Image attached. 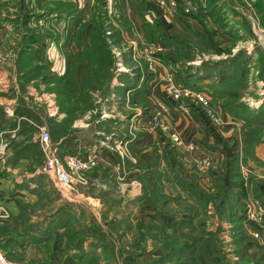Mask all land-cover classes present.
<instances>
[{"label":"rangeland","instance_id":"374dc122","mask_svg":"<svg viewBox=\"0 0 264 264\" xmlns=\"http://www.w3.org/2000/svg\"><path fill=\"white\" fill-rule=\"evenodd\" d=\"M98 1L0 0V72H6L5 79L7 84L5 87L6 90L0 92V108L8 121H11V118L16 119L11 109H13L17 102L16 98L18 94L23 97L22 99H24L28 105L31 104L30 102L39 103L38 101H40V106L43 109H45V105L42 103L43 93L52 94L55 102L56 92L53 84V86H50L51 88L47 90L46 86L43 84L34 85L30 83L36 77L35 72H29L27 75L24 74L22 78L20 77V79L17 80V71L21 70L25 65L27 66L29 62L27 57H23V59H20L18 62L15 60L17 59L19 46L24 41V32H28L29 28H31L37 35L44 37L42 40H38L33 44L29 54L31 59L30 62L32 64H47L51 72L58 75L62 74L66 68L67 58L73 61L71 53L75 51L73 37L76 35V31L79 29L80 24L74 23L73 18L75 19L78 16L82 18L83 16L82 21L85 22V20L89 18H84V14H87V12L88 14L89 12L90 14L95 12L98 7ZM186 1V4L193 9L190 14L187 15H194L198 11L204 13V11L212 5H217V12L213 17L206 15L208 12L204 13V15L207 16V19H204L205 24L211 28L212 40L206 42L203 35L196 36L195 33L200 32L201 26L197 21H193V19L192 21L186 20L188 21L189 27L183 24L176 25L175 20L174 22L168 21L164 29V34L158 36L159 40H149L145 42L162 46V50L159 52L158 57L159 64L179 78L183 73L186 72L187 74L188 72V75L192 76L190 84H198L201 88L199 91L203 92L215 109L218 110L217 108H219L220 112H229L225 107L221 106L223 99L222 101L221 99H213L206 90L211 91L212 87H214V85L216 86L221 79H224L225 86L230 88L234 77H238L240 74L238 71L234 70L235 66L232 61L236 60L240 65L239 67L243 70V76L241 75L243 79H241L242 81L236 87V89H238L237 96L235 98H230V101L240 102L249 110L257 111L256 114H254L258 117L257 122L252 125L253 129L256 130L253 131V135L259 140L255 144H251V148L262 149L264 152V110H261L264 109L262 108L264 107V102H262L264 99L262 98V91L264 90V36L259 32L260 30H264V26L260 24L257 12L253 7V3H255L256 0ZM260 1L264 3V0ZM103 2H105V0H103ZM67 3L72 4V9H74L73 15H71L70 18H63V16L59 17L57 13L56 16V10ZM111 4L113 9H117V7L115 8V0H112ZM178 7L182 8L181 5ZM220 8L222 9L221 12L218 11ZM173 14L174 13H171L172 16ZM106 16L107 25L115 23L118 31L124 29L123 27L125 25L120 18L121 14L112 13ZM117 17L120 19H117ZM66 19L69 20L68 23ZM23 20L25 21L23 22ZM213 20L215 21L213 22ZM223 22H225V24H223ZM222 24L223 26H230L231 30L239 26V29L236 28L238 31L236 33L237 37L231 40L226 33H222L221 27L225 30ZM65 37H71L70 43H66ZM106 40L107 43H111L109 48L113 57V66L116 62V58L113 55V50L115 48L116 51L121 53V55H119L121 64L128 69V73L120 72L115 74L112 68L113 75L109 84L112 90L109 95L100 96L98 92L94 93V102L97 99L102 109L97 108L99 110H104L102 112L110 114V117L97 120L93 117V114H95V112H92L93 108L69 124V133H71L72 130L75 132L76 129L78 130L80 128L82 129L80 134L72 131L74 134L70 136L67 135L66 138L61 141H59V139H52L50 136L49 122L45 118L41 119V123L36 122V131L32 132L29 129L24 130L27 132H24L25 134H23V137H26L25 139L27 140H24L22 136L19 137L23 146L22 149L20 147L21 153L18 157H27V160H24L25 164L19 174L25 172L26 174L34 173L40 176L36 180L34 179L35 175L28 178L25 177L22 180L23 183L33 181L39 184H35L34 187L31 188L34 189L38 187L36 194L37 201L26 205L25 209L28 214L34 215L35 218L30 219V215L22 214V217H25L24 220L22 219L21 221L22 224L18 218L14 219L12 224L9 225L10 227L13 226L14 228L21 229V225L23 227L29 223L28 225L30 227V223H32V225L36 223L37 226L40 225V227H44V222H46L45 220L48 217L53 218L56 213L58 214V212L63 213L66 211L67 217L71 218V225L73 227L77 225L79 230H81L80 223L84 225L83 228L85 233L82 232L81 236L78 235V237L82 238L81 243L83 244V248L80 247L82 249L81 262L78 260L77 250L65 245L67 240L66 237L61 246L60 243L57 244L56 242L61 235H55L53 233L52 236L49 234V239L46 242L37 241L34 243L33 240L35 241V239L30 240V242H32L31 244L35 246L34 249H32L34 256L30 255L25 264H41V261L45 262V264H50L51 256H53L52 259H54L52 261L54 262L53 264H62L63 261L70 259L74 261L76 259V264H197L195 255L197 252H200L198 249L200 248V244L202 245L204 242H206L208 246H211L209 252L218 258V264H264V229L261 230L259 238L254 239L248 234L247 226L250 224L245 221L243 216L238 220H229L227 219L226 212L223 210H221V212L214 210L211 202L208 204L206 203L205 207H199L197 211L194 210V213H189L187 209H189L192 202L190 200H184V195H181L180 192L179 197L176 199L177 201L172 202L174 194L177 191L167 188L168 182L165 178L161 177L158 182L155 179V187L153 177L161 171L158 166L159 163L162 162V160L160 161L158 150L163 148L168 149V143L173 146L176 145L170 142L165 134L160 133L157 129L160 140L157 134L147 139L144 135L145 130L149 128V118L152 111L149 114L147 122L143 116L148 110H153L154 105L149 104L150 106H147L145 99L139 98V96L136 95L134 96V100L133 98L131 99L130 93H134V91L128 90L127 93L121 95L120 91L116 89L117 86H121L122 83H124V80L122 81L119 79L121 74H126L129 77L131 76L132 66H130V62H135L132 60L133 53L131 49V43L134 40L131 42L125 40L115 41L109 38H106ZM53 46H55V51L58 56H60L58 60L62 57L63 61L60 65H57V62H55L56 59H50L46 55L47 49ZM128 49H130L129 57H127ZM253 52L256 53L254 55L256 56L255 58L252 57L254 54ZM141 59L142 58H138L137 61ZM228 59L233 60L229 62L227 61ZM21 61L24 64H22ZM30 62L29 64H31ZM166 62L168 64H165ZM20 65L21 68L17 70L16 68ZM150 76L153 80V76ZM126 81H128V79H126ZM29 88L34 89L33 94H29ZM10 97H13L12 101ZM112 99L114 100L111 104L110 102ZM145 107L146 110L143 112L142 110H144ZM147 107H149V109ZM219 111L217 112L219 113ZM219 114L222 115V113ZM58 117L57 120L61 119L59 121L61 122L64 118V114L58 112ZM219 119L222 122V118L220 117ZM121 121L123 127L120 126ZM88 126L90 127L89 131L81 135L86 129L84 127ZM218 126H222V124L219 123ZM38 127H44L47 130L49 144L56 148L55 150H57L60 156L64 154L62 153L64 149L60 144L62 141H64V143L73 141V146L76 149L78 147L77 143L86 142L87 144L83 145L89 147L93 144L94 139L105 140L111 143L113 140L119 143L120 141L125 142L126 140V143H124L125 153L120 156L117 150L110 151L113 153L111 161L114 162V165L112 167L106 164L108 159L105 156L103 157V154L101 156L102 161L100 160V150L93 152L97 157L96 164L82 173L72 175L71 187L76 193L73 195H75L76 198L79 194L78 197L83 199L84 203L76 204L75 202L69 201L74 205L72 208L71 205L67 207L61 195L66 194L69 198L73 195H69L65 190L59 191L54 186V182L52 181L53 178L41 171L44 157L38 141L35 139ZM249 128L252 127L245 125L244 122L241 123L240 134L242 130L243 132L248 131ZM109 131L114 132L115 135L110 136L108 134ZM7 132H9L10 137H12L15 133V129L8 130ZM96 132L101 133V135L97 136ZM121 132L126 134L128 138L123 139L119 137L118 135L121 134ZM134 139L136 142L132 143ZM29 141L30 143L34 142V144L37 143V146L36 144H27ZM7 142L8 139L0 135V143L4 144L3 152L6 150ZM247 146L245 149H249ZM77 151H79V149L71 152L75 154ZM88 152H90V150H87L85 156L88 155ZM80 153L78 152V154ZM9 154L10 151L7 150L5 157L7 158ZM19 160H17L16 163L19 162ZM247 160L249 159H246V161ZM258 160L259 165L253 161H251V163L255 164L256 169L259 168V174H256L255 171L252 173V171L247 168L246 162L245 164L239 162V173L245 186L247 196L241 198L238 203L232 202V204L229 205L233 209L232 211L235 212V215H239V217H241V207L244 206L245 210L248 198L254 200L259 199L264 202V159L259 158ZM120 165L124 168L120 167ZM227 166L218 165L211 168L210 164L208 168L201 171H204V174L207 173L208 175L213 172L214 175ZM188 170L190 173L182 168L179 172L186 180L190 181L192 184L195 183L199 189L205 191H210V188L212 189L213 177H211L212 183L210 187L207 186V180H202V176H194L192 171L190 169ZM224 171L226 172L225 169ZM243 171L246 173L245 179L242 175ZM200 173L203 174V172ZM145 174H148L150 179L149 185L152 186L153 189H143L144 178L146 177ZM250 177L252 178L249 180ZM132 179L136 180V186L131 183L128 185V182ZM156 188L166 192L171 201H168L166 205H161L156 197ZM254 188L257 189V197H254L251 192ZM128 189H131V191H128ZM150 192H153L156 196L152 195ZM51 196L52 198L50 201L46 200L47 197ZM38 197L40 199H38ZM76 205L78 206L76 207ZM80 205L83 206V209L81 208V218H76L74 215L70 214L69 211L71 209H73L72 211H76V208L79 209ZM45 213H48V215L44 216ZM190 216V224L182 223L185 217L187 220H190ZM172 220L176 221L174 230L172 229ZM140 225H146L148 227L144 226L142 230H139L137 227ZM94 229L96 232H94ZM173 232H175L176 237L172 235ZM203 232H206V234L202 242L199 237L202 236ZM208 232L211 234H208ZM66 233L67 230L64 229L62 235L64 236ZM185 234H188V237H185ZM167 242L172 243L170 248L174 250L168 251L166 254V250L168 249L166 246ZM59 245L61 247H58ZM19 262L22 263L21 261Z\"/></svg>","mask_w":264,"mask_h":264},{"label":"trees","instance_id":"16d2710c","mask_svg":"<svg viewBox=\"0 0 264 264\" xmlns=\"http://www.w3.org/2000/svg\"><path fill=\"white\" fill-rule=\"evenodd\" d=\"M71 5L72 4L67 3V4H63L60 7V9H57V10L55 9L57 11L55 12L56 16L58 13L59 17L63 16V18H70L71 15H73L74 13L73 12L74 9H72L73 7ZM97 6L98 7L96 8L95 12H92L91 14L90 12L89 14L88 12L87 14L85 13L87 15V18H89L85 20V22L82 21L83 16L82 18L79 16L75 19L73 18L74 23L80 24L79 29H77L76 31V35L73 37L75 51H72L71 53L73 61L67 58L66 68L62 74L58 75L56 73L51 72L47 64H43V63L32 64L30 62L31 59H30L29 54L31 52L33 44L37 42L38 40H42L44 37L37 35L35 31H33L31 28H29L28 32L26 31L24 32V35H25L24 41L19 46V49L17 52V59L15 60H17L18 62L20 59L22 60L23 57L25 58L27 57L28 61L32 65L29 64L28 62L27 66L25 65L24 67L21 68V65H20L18 68H16L17 70L21 68V70L17 71V74H16L17 80L20 79V77L22 78L24 74L27 75L29 72H32V73L35 72L36 77L34 80L32 79L33 81H31L30 83H33L34 85L43 84L46 86L47 90H49L54 85L55 92H56L55 104L57 106L58 112L60 113L62 112L64 114V118L61 122H59L61 119L57 120L56 117L46 115L44 109L40 106V104L30 102L31 104L28 105V103L25 102L24 99H22L23 97L19 94L17 95V98H16L17 102L15 103L12 109L13 114L16 116V119L14 121H8L6 117L3 115L1 108H0V135L8 139V142L6 144L5 153L7 152V150L10 151V154L5 159L6 165H14L17 160L23 159V158L27 160V157H18V155H20L21 153L20 147L22 149V146H23V144L19 140V137L20 136L23 137V134H25L24 132H27L24 130L29 129L32 132L36 131V122L41 123V119L45 118L49 122L50 136L52 137V139L54 140L59 139V141H61L62 139L66 138L67 135L70 136L77 132V129L75 132L72 130L74 133L72 131L71 133L68 132V130L70 131L69 124L73 120L81 117L82 115L85 114V112L90 111L93 108L94 109L96 108L97 105L94 102L95 92H98L100 96H107L111 93L110 91L112 90V88L110 87L109 84L111 81V77L113 75L112 68H114V66H113V57H112V54L109 48V45L111 43H107L106 38L117 41L116 39H118L120 35V31H118V29H116L114 26L110 24L108 25L106 24L107 17L105 14L103 0H99ZM216 6L217 5H212L210 8L206 9L204 13L208 12L206 15H208L209 17H213V15L216 14L217 12ZM253 7L255 8L257 12V16H258L260 24L264 26V3L261 2L260 0H256L255 3H253ZM218 11L221 12L222 9L220 8ZM173 13H174L173 17L175 19L176 25L183 24L184 26L189 27V24H188L189 19H194V21H197L201 26V30H200L201 33L196 32L195 33L196 36L203 35V37L206 39V42L212 40L211 28L205 24L204 19H207V16L204 15L203 12L198 11L194 15H187L182 12L180 7H177ZM24 21L25 20H23V22ZM214 21L215 20H213V22ZM223 24H225V22H223ZM124 25L126 26L125 22H124ZM125 26L123 28H126ZM223 27H225L224 28L225 30H223L221 27L222 33H226V35L231 40H233L234 37H237L236 33L238 32L237 29L239 27H237V29L235 28L234 30H231V27L228 25L226 26L224 25ZM106 30H109L108 35H105ZM65 38H66L65 40H67L69 37H65ZM81 39L83 41H81ZM129 52H130V49H128L127 57H129ZM232 60L233 59H230V60L228 59L227 61L231 62ZM130 63L128 64L132 66L131 76L129 77L126 74H121L119 76V79L122 81L124 80V83L121 82L122 85L117 86L116 89H119L121 95L123 94L125 90L135 91L137 95L139 96V98H142L141 94L142 92H144L147 85L152 80V77L150 75L147 76L145 80L143 81V83L140 85L139 77L141 74V70L145 66L146 63L142 59L140 61L138 60L137 63L136 62H130ZM232 63L235 66L234 70L238 71V73L240 74L238 75V77H234V80L231 83L230 88L229 87L227 88L225 86V80L221 79L216 86L214 85V87H212L211 91H208V90L206 91L215 100L221 99L222 101L223 99V101L221 102L222 107H225V109H227V111H229L233 116L241 119L245 125L252 127V128H249L248 131L243 132L242 130L241 140H242V143L244 144L242 156L239 157L235 153L232 154L229 160L228 166L226 168L219 170L218 173L216 172V174L213 175V179H214L213 186H212V189L210 188V191L199 189L195 183L192 184L190 181L186 180L180 174L179 172L180 170H178L177 168H172L170 166V162H168L165 156H163L164 166L162 168L158 166L159 169L161 170L160 171L161 173L159 172L158 174H156V176L153 177V180L155 182L154 185L156 187V181L158 182L159 179L163 177L168 182L169 186L167 185V188L170 190L172 189V190L177 191L174 194L172 202L177 201L176 199L179 197L180 194L184 195L183 197L184 200H190L192 203L189 206V209H187L189 213H194L195 211H197L199 207L201 208L205 207L206 203L208 204L211 202L213 204L214 210H218L220 212L221 210H223L224 212H226L227 219L238 220L242 218V216L243 218H245L244 206H242L243 208L241 207V215H240L241 217H239V215H235V212L232 211L233 209L229 205H231L232 202L238 203L241 198H245V196H247L245 186L243 184L242 178L240 177V173H239V162H241L242 164H245L246 159H249L259 165V160L254 155V149L251 148V144H255L256 142H258L259 139L253 135V131H256V130L253 129V125H252L253 123L257 122L258 117L254 115L256 114L257 111L255 112V111L249 110L245 105L241 104L240 102L230 101V98H235L237 96L238 89H236V87L242 81L241 79H243L242 78L243 70L239 67L240 66L239 63L236 60H233ZM22 64L24 63L22 62ZM165 64H168V63L166 62ZM176 77L178 78V81L180 82V84L184 87H188L196 91L197 90L199 91L201 89L198 86V84L197 85L190 84L192 76L188 75V72L187 74L186 72L183 73V75H181L180 78L177 75ZM126 79H128V81H126ZM145 110H146V107L142 111L145 112ZM261 110H264V109H261ZM93 117L97 118L98 114L97 113L93 114ZM11 129H15V133L12 137H10L9 132H7L8 130H11ZM123 134L124 133L121 132V134H119L118 136L123 139H127L128 138L127 135L126 134L123 135ZM25 138L26 137H23L24 140H27ZM63 142L64 141H62L60 144L62 145ZM27 144L32 145L34 144V142L30 143L29 141V143ZM35 144L37 146V143ZM246 146L249 149H245ZM224 169L226 170V172L224 171ZM148 174L147 175L145 174L146 177L144 178V185H143V189H147V190H149V188L153 189V187L149 185L150 179L148 177ZM39 177L40 176L35 175L34 179L36 180ZM251 178L252 177H250L249 180ZM35 184L39 185L36 182ZM37 189L38 187L31 189V190L36 192L37 194ZM256 190L257 189L254 188L251 191L254 197L258 196L256 193L257 192ZM150 193L152 195H155L153 192H150ZM156 194L157 196L156 195L155 196L158 198L157 200L160 201L161 205H166L168 201H171L170 197L166 194V192L160 191L159 188H156ZM51 198L52 196L47 197L46 200L50 201ZM38 199L40 198L38 197ZM64 204L67 207L71 205V208L74 205L68 201H65ZM26 205L28 204H23L21 206V212L24 215L28 214L25 211ZM77 206L78 205H76V207ZM79 209H80L79 213L81 214L82 209L81 208ZM72 210L73 209H71L69 213L74 215ZM66 214H67L66 211L63 213L62 212L60 213L58 212V214L56 213L55 217L53 218L50 217V220L48 221L49 225L47 224V226L50 229L59 227V226H64V229L67 230V233L65 234L66 236L64 235V237H66L67 239L65 245H67V247H71L72 249H76L78 251V253L77 251L76 253H77L78 260L80 261V259L82 258L81 256L82 249L80 248L82 247L81 246L82 238L78 237V235L81 236L82 230L74 229V227L71 225V218H68ZM28 215H30V213ZM22 216L23 215L19 217L20 223L22 219L24 220L25 218ZM189 218L190 220H187V218L185 217L182 223L190 224L191 216ZM175 222H176L175 220H172L173 230L175 229V224H176ZM28 224L23 227L21 225V231L24 236L30 237L29 231L33 230V228H40V225L37 226L36 223H34L33 225L32 223H30V227H29ZM144 226L146 225H143V226L140 225L137 228L139 230L140 229L142 230ZM94 232H96L95 229H94ZM206 232H203L202 236L199 237V239L202 242L204 241V236ZM208 234H211V233L208 232ZM172 235L175 236V232H173ZM175 237H172V238H175ZM185 237H188V234H185ZM37 241L39 242L41 240H37ZM171 244L172 243L167 242L166 246L168 247L169 250L168 249L166 250V254L168 253V251L170 252L171 250H174L170 248ZM198 250H200V252H197L195 255V261L197 264H218V258L210 254L209 251L211 250V246H208L206 242H204V244L202 245L200 244V248ZM4 253L8 254V251L6 250L4 251ZM41 262H42L41 264H45V262L43 261Z\"/></svg>","mask_w":264,"mask_h":264},{"label":"crops","instance_id":"0c3cea01","mask_svg":"<svg viewBox=\"0 0 264 264\" xmlns=\"http://www.w3.org/2000/svg\"><path fill=\"white\" fill-rule=\"evenodd\" d=\"M115 3H116L115 8L117 7V9H115V14L116 13L118 15L121 14L120 18L123 19V21L125 20L124 22L126 24L125 26L126 28L120 30L121 31L120 35L116 40H120V41L125 40L128 42L134 40L133 42H136L137 44L149 40L150 41L159 40L158 36L159 35L162 36L164 34V29L165 26H167L168 21L174 22L175 20L171 14L161 11L152 0H115ZM84 18H87L86 14L84 15ZM120 18L117 17V19ZM192 20L193 19H189V21ZM66 22L68 23L69 20L66 19ZM112 26H115L116 28L115 23L112 24ZM237 27L239 26H236V28ZM70 39L71 37H69L66 40L67 41L66 43H70ZM81 41L83 40L81 39ZM55 50H56L55 46L47 49L46 55L50 59L52 58L56 59L55 62H57V65H60L62 64L63 60L62 57L60 60H58L60 56H58ZM253 53L254 54L252 55V57L255 58L256 56L254 55L256 53L255 52ZM5 73H6L5 71L0 72V92L6 90L5 87L7 86V84L5 79L6 76ZM144 80L145 79L140 81L139 79L140 81L139 84L141 85ZM161 90H162V86L159 83V81L153 79L149 82L144 92H142L141 97L142 99H145L147 106L149 104L151 105L153 104L155 106L156 103L158 102L162 103L165 107V111L163 112L165 121L168 123L171 129H173L178 134L179 138L183 141V143L191 142L193 144V148L186 149L184 147H176L168 143V149L163 148L158 150V153L160 154L159 158L162 157L160 159V161L162 160V162L159 163V167L162 168L164 166L163 156H165L168 162H170V166L172 168H177L178 170H180L181 168L186 169L188 173H190L188 170L190 169L192 171V174H194V176L197 177L202 176L201 177L202 180H207L208 181L207 186L211 187V183H212L211 177H213V172L210 173L211 175L209 174L210 175L209 177L207 173L204 174V171L197 169L195 167V163L201 158L207 157L211 161V168L218 165L227 166L233 153L237 154L239 157L242 156L243 143L241 140L240 127L243 121L233 116L230 112H224V111L220 112L219 108L217 107H216L218 109L217 111H219V113H222V115L219 114V116L222 118V122H220L222 126H218L219 123L216 124L211 123L208 119L197 113L192 114L190 116H184L173 107L170 99L166 97ZM29 92H30L29 94H33L34 89L29 88ZM127 92L128 90H125L123 94ZM135 95L138 96L135 91L134 93L131 92L130 93L131 99L133 98L134 100ZM12 98L10 99L11 101L13 100ZM113 100L114 99H112V101L110 102L111 104ZM147 108L149 109V107ZM151 111L152 110H148V112L145 113L146 115L144 114L143 116L146 122L148 120ZM13 120H15V118H11V121ZM122 121L120 122L121 127H123ZM84 128L86 129L81 133V135L84 132H88L90 127L88 126ZM81 130L82 129L80 128L77 130L78 134H80ZM110 132L111 131H109V133ZM155 134H157L158 136L157 130L149 126V128L145 130L144 136L147 137L148 139V138H152ZM158 139L160 140V136H158ZM135 142H136L135 139L132 140V143ZM83 144L85 145L87 143L86 142L77 143L78 147L76 149L77 150L79 149V151H77L74 154V152H71L76 150L75 147L73 146L74 145L73 141H71L70 143L63 142L61 146L63 147L64 152L62 153L64 154L72 153L74 155H77V157L79 158H84L88 149H85V147L82 148ZM261 150L262 149H254V155L257 159L259 158L264 159V152L263 150L262 151ZM78 152L80 154H78ZM6 154L7 152L6 153L3 152V154L0 155V248L3 252L7 250L8 251L7 255L9 257H12L15 260H19L25 264L26 260L30 257V255L34 256L32 249H34L35 246L31 244L32 242H30V240L35 239V241L33 240L34 243H36L37 240H41L40 242H44V241L46 242L49 239L48 238L49 234L52 236V234L54 233L55 235H61L58 237V241L56 242L57 244L60 243V245L62 246V243L65 240V237L62 235L64 226H59L57 228L50 229L47 226L48 224L47 221L50 220V217H48L45 220L47 223L44 222L45 224L44 227L41 226L40 228H33V230L29 231L30 237L24 236L21 229L14 228L13 226L11 227L9 226L10 224H12L14 219H18L23 214L21 212V206L23 204H32L36 202L37 195L36 192L31 190V188H33L35 185L33 181H30L28 183L22 182L23 178L25 177L28 178L34 176L35 174L34 173L26 174L25 172L19 174L25 164L24 161L25 159L19 160V162H17L14 165H6L5 164ZM102 154L103 157L105 156L108 159V162L106 164L113 167L114 162L111 161L113 158L112 157L113 153H111L109 150L100 149L99 156L101 161H102L101 159ZM246 164H247L246 165L247 168H249L252 171V173H254V171L256 174L260 173L259 168L256 169L255 164L251 163V160H247ZM120 167L124 168L122 165H120ZM200 172H203V174ZM129 183L130 182H128V185ZM128 191H131V189L130 190L128 189ZM78 195L76 198L75 195L69 198L68 195L62 194L61 197L63 200L68 202L71 201V202H75L76 204L84 203V200L80 199ZM80 208L83 209V206L80 205ZM79 210L80 209L76 208V211H73V214L76 218L79 217L81 218ZM4 213L5 216H3ZM46 215H48V213L44 214V216ZM29 218L32 219L35 218V216L30 215ZM74 229L79 230V227L75 225ZM80 229L82 230V232L85 233V230L81 223H80ZM60 245L58 247H61ZM82 248H83V244H82ZM52 257L53 256L50 257L51 259L50 264L54 263L52 262L54 260L52 259ZM73 262L76 264V259L75 261L73 259L63 261L62 264H74Z\"/></svg>","mask_w":264,"mask_h":264},{"label":"built area","instance_id":"2783aa9c","mask_svg":"<svg viewBox=\"0 0 264 264\" xmlns=\"http://www.w3.org/2000/svg\"><path fill=\"white\" fill-rule=\"evenodd\" d=\"M152 1L160 10L168 12L169 14L173 13L179 5L182 6L181 10L183 13L190 14V12L193 10L186 4V0ZM111 3L112 0H105L104 2L106 15L115 13V9H113ZM259 32H261V34H263L264 36V30H260ZM105 34H109V31H106ZM131 44L133 53L132 60L137 63V59L142 58L146 63L141 70V74L139 77L140 81L145 79L147 76L152 75L153 79L159 81V83L161 84L162 93L170 99L173 107L182 115L190 116L197 113L208 119L213 124L221 122V120L219 119V113L203 92L182 86L178 81L176 75H174L169 70L164 69V67L159 64L158 57L159 52L162 50V46L146 42H141L138 44L132 42ZM113 53L114 57L116 58V62L113 68L114 73H128V69L126 68V66L122 65L119 60V55H121V53L119 51H116L115 48L113 50ZM262 92V98H264V90ZM38 102L39 103L37 104H40V101ZM262 102H264V99ZM42 103L45 105L44 111L48 116L56 118L58 117L57 106L55 105L52 94L43 93ZM95 103L96 105H98L94 110H92V112L98 114L97 120H103V118L110 117V114L102 112L104 110H99L102 108H100V102L98 103L97 99ZM164 111V105L159 102L156 103L149 118V126L151 128L157 129L160 133L165 134L168 140L176 146L184 147L186 149H192L193 144L191 142L183 143L178 134L173 129H171V127L165 121L163 116ZM108 134L111 136L114 135V132H110ZM96 135L99 136L101 135V133L96 132ZM35 139L36 141H38L44 157L43 163L41 165V171L53 178L51 179L54 182V186L59 191L65 190L69 195L76 194L74 192V189H72L71 187L72 175L82 173L83 171L90 169L96 164L97 157L93 152H97L100 149H107L109 151L117 150L119 155L122 156L125 153L124 143H126L122 141H120V143L115 142V140H113L111 143L105 140L94 139L93 144H91L89 147H85L84 145L82 146V148L85 147V149L90 150V152H88V155L85 156L84 159H81L72 153H67L60 156L57 150H55L56 148L49 144L48 132L44 127H38ZM3 146L4 144L0 143V155L3 154ZM210 164V159L207 157H203L196 162V167L200 170H203L208 168ZM242 175L245 179L246 173L244 171L242 172ZM130 183L134 186L137 185L135 179H132ZM244 214L245 221L250 224L247 226L248 234L254 239L259 238L261 230L264 229V202L259 199L254 200L248 198L245 205ZM3 216H5V213L3 214ZM0 264L22 263L15 259H12L0 249Z\"/></svg>","mask_w":264,"mask_h":264}]
</instances>
